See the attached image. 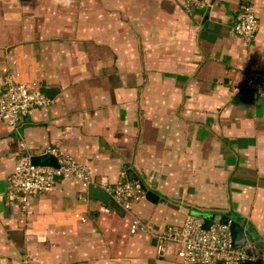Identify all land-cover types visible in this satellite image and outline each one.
Instances as JSON below:
<instances>
[{
    "label": "crops",
    "instance_id": "crops-1",
    "mask_svg": "<svg viewBox=\"0 0 264 264\" xmlns=\"http://www.w3.org/2000/svg\"><path fill=\"white\" fill-rule=\"evenodd\" d=\"M197 1L0 0V95L9 80L54 90L18 128L0 122V264H185L174 246L159 256L157 234L186 210L229 212L264 238V97L234 100L264 73V0L250 41L232 32L243 0ZM47 148L95 186L130 180L157 200L105 213L58 180L24 214L14 160ZM134 219L151 230L131 235Z\"/></svg>",
    "mask_w": 264,
    "mask_h": 264
},
{
    "label": "built area",
    "instance_id": "built-area-1",
    "mask_svg": "<svg viewBox=\"0 0 264 264\" xmlns=\"http://www.w3.org/2000/svg\"><path fill=\"white\" fill-rule=\"evenodd\" d=\"M187 7L197 0H182ZM259 30L254 1L243 0L233 27V34L250 41ZM244 88L252 90L255 96L264 97V73L252 71L244 80ZM52 104L36 85H19L7 82L0 95V122L11 128H18L31 110H42ZM42 154L54 156L58 168L36 167L29 156L14 160V168L9 176L8 196L17 201L22 212L28 214L36 197L46 194L57 185L58 180H73L88 188L93 184L88 168L76 163L72 157L62 155L54 148H47ZM112 199L129 212L135 202L144 197V190L138 183L119 182L111 185L101 182ZM105 213L111 209L107 206ZM204 221L189 215L182 225L168 226L157 234L159 256L168 253L170 246L177 247V256L185 264H264V258L253 244L248 243L240 249L233 248L229 225L215 220L209 230H203ZM151 227L139 220H133L130 234L136 235L150 231Z\"/></svg>",
    "mask_w": 264,
    "mask_h": 264
},
{
    "label": "water",
    "instance_id": "water-1",
    "mask_svg": "<svg viewBox=\"0 0 264 264\" xmlns=\"http://www.w3.org/2000/svg\"><path fill=\"white\" fill-rule=\"evenodd\" d=\"M42 93L50 97V95L54 93V90L43 89ZM234 100L236 103L242 101L250 102L254 100V92L249 89H242L236 94ZM31 163L36 167H59L57 159L54 156L45 154L32 156ZM129 182L131 181L129 180ZM136 182H138V180ZM88 195L91 200L101 202L119 215H125V211L112 199L111 195L104 188L92 184L88 188ZM157 197L158 196L152 191H147L145 194V198L149 202H156ZM186 214H191L192 216L202 219L204 221L203 230L205 231L209 230L213 222L217 219H219L222 224L229 225L233 248L240 249L247 243H251L259 245L264 249V238L254 234V231L248 226L246 221L237 218L234 214L228 213L218 216L215 214H202L195 211L190 212L189 210H186Z\"/></svg>",
    "mask_w": 264,
    "mask_h": 264
},
{
    "label": "trees",
    "instance_id": "trees-1",
    "mask_svg": "<svg viewBox=\"0 0 264 264\" xmlns=\"http://www.w3.org/2000/svg\"><path fill=\"white\" fill-rule=\"evenodd\" d=\"M31 158V157H30ZM141 186H142V188H143V190L145 191V188L147 189V187L144 185H142L141 184ZM195 212H198V213H202V214H208V213H210V214H215V215H218V216H222V215H225V214H228L229 212H225V211H222V210H216V211H213V212H203V211H199V210H196Z\"/></svg>",
    "mask_w": 264,
    "mask_h": 264
}]
</instances>
